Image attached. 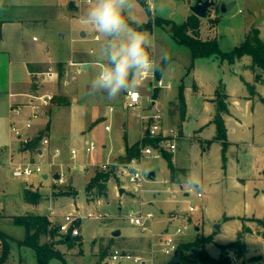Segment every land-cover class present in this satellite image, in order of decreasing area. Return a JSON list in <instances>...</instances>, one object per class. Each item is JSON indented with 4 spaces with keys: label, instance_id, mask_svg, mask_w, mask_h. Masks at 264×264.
I'll return each mask as SVG.
<instances>
[{
    "label": "rangeland",
    "instance_id": "obj_1",
    "mask_svg": "<svg viewBox=\"0 0 264 264\" xmlns=\"http://www.w3.org/2000/svg\"><path fill=\"white\" fill-rule=\"evenodd\" d=\"M74 1L77 4L74 12L79 16L75 29H71L72 21L69 17L61 22L54 19L50 23L53 30L49 34V46L52 53L60 55V58L89 60L90 65L84 69L81 65H76L75 79H72L70 71H67L65 66L63 71L58 68L59 77L54 88L53 100L63 104L72 101L74 95L78 94L77 98H80L85 108H71L69 111L56 109L49 133L52 138H63L65 143H70L69 136L77 138L75 144L78 154L69 165L64 162L63 167L60 156L53 157L52 154H48V159L43 162V172H35L27 177H16L13 175L14 164L11 159L9 160L8 150L16 151L20 141L22 144L26 142L12 131L11 126L9 130L0 117V231L21 240L26 235V229L25 226L15 223L14 216L45 214L50 220L49 233L41 236V242L56 241L55 247L64 253L66 264H115L110 257L114 247L140 253L147 259L145 264H167L175 253L165 255L163 252L165 229L174 232L179 225H187L183 233L176 235V241L181 246L179 252L194 259L193 254L196 255L200 247L198 239L209 235L207 232L213 230L210 234L215 235V241L207 243L206 247L211 255L220 257L219 244L229 243L236 238L241 223L238 215L255 213L264 218V198L261 194H255L257 188H264V71L251 66V55H244L234 62L227 60L222 62L218 56L197 58L191 66L192 56L189 47L170 36L166 26L157 25L152 30H146L145 32L155 39L153 52L158 64L162 63L159 58L161 53L168 54L169 59L166 60L168 65L166 71L164 70L165 74L162 73L166 80L162 75L161 77L165 82L172 84L171 87H158L155 90H148L147 82L138 84L136 88L143 93H150L154 100L159 98L162 89L164 92V97L160 103L158 101L157 106L145 99L146 113H152L160 107L171 126L180 125L184 134L185 129L189 133L190 128L204 124L210 115L216 112L218 93L221 95L229 91L232 94V112L241 119V122L233 116H227V123L232 128L229 137L233 141L228 143L226 150L227 176L223 168L222 143L216 142L204 151L198 141L191 145L182 143L183 134L180 133L178 164L190 168V171L188 168L184 174L177 171L174 182L166 183L164 179L170 178L168 159L146 154L142 165L145 175L144 189L141 191L130 182L120 155L127 144L131 145L140 139L141 109L126 108L125 92H121L113 99H109L106 92L90 94L92 79L97 75L100 66L106 63L102 56L104 38L98 33L100 39H95L97 31L84 23L83 18L89 2ZM195 1L151 0L150 8L148 0H130L126 17L137 25L147 24L155 16L180 25L196 15L191 10V5ZM215 1L216 4L209 9L207 17L198 16L201 38H217L223 51H231L246 39L252 28L257 27L264 40V0ZM223 2L231 5L226 12L221 10ZM43 33L44 30L40 27L34 35L43 39ZM61 33L65 35L61 36ZM187 70L191 71L188 75ZM257 73L262 78L261 82H256ZM182 78L185 79V93L190 111L191 123L187 128L188 122L185 123L189 120L187 105L185 114H182L179 104L172 106L169 103L170 100L177 98ZM194 78L200 85L199 94L195 93L193 87ZM245 78L254 83L258 90L253 101L243 97L247 93L251 94L245 84ZM67 79L69 83H65ZM49 85L51 88L54 87V83ZM64 87L67 88V92L62 91ZM43 91L52 93L46 89ZM206 102H212L214 105ZM110 107L114 109L112 112L109 110ZM40 118L41 116L35 120L31 128L24 129V134H30L31 139H33L31 135L37 133L41 127ZM107 124H110L111 130H106ZM20 126L24 128L23 124ZM82 130L86 131L81 133ZM214 132L215 125L212 124L203 136L211 138ZM200 135V131L194 129L190 140L196 141L195 138ZM90 141L96 143L93 151L87 150V143ZM212 141H207L209 146ZM32 152H34L31 154L32 157L24 160H18L14 154L10 157L13 162L27 160L41 162L42 158L37 156L35 151ZM51 158L56 163L53 168L47 163ZM106 162L119 164H110L107 169H103L101 165ZM84 163L90 165L87 170L82 168ZM55 168L63 170L65 182L53 179L52 170ZM152 170L156 172L154 180L147 177L148 172ZM98 172L109 173L111 176L107 181V192L102 196L98 194L97 187L90 192L87 189L89 180ZM44 173H49V178L44 179ZM189 176L198 179V186L192 188L184 182ZM53 182L57 183L54 188H58L54 197L51 191ZM25 183L28 184V188L34 186L40 190L39 202L26 199L25 194L30 189H26ZM121 188H124L123 193L120 192ZM199 192L201 195H198ZM190 204L194 206L193 210L189 209ZM141 209L144 213L154 212L153 231H143L141 227L129 221V215ZM69 212L84 215L79 225L80 236L73 240L74 245L71 247L68 243L59 242L65 234L60 231V223ZM89 212L107 213L108 216L90 217L87 216ZM255 219L256 217L251 215L243 217L245 225L251 229L256 225ZM217 224L221 225V231H217ZM115 230H120L121 234L114 236ZM10 241L11 253L4 264H37L35 249L19 245L12 239ZM246 243L247 253L243 260L248 264H264V237H257L256 233H252L246 239ZM1 254L0 237V256ZM49 264L63 262L54 257Z\"/></svg>",
    "mask_w": 264,
    "mask_h": 264
},
{
    "label": "crops",
    "instance_id": "obj_2",
    "mask_svg": "<svg viewBox=\"0 0 264 264\" xmlns=\"http://www.w3.org/2000/svg\"><path fill=\"white\" fill-rule=\"evenodd\" d=\"M71 1H74V0H1L2 8L0 10V112H1L0 117L3 119V123L4 122L6 123L5 126H8L9 130H10V123H11V118H12V111H11L12 105L14 104L21 105L23 107L24 116H22L21 118L25 117L31 112V107L27 105V103L29 102L27 93H30V92L42 93V92H45L43 90L46 89L48 91H52V93L55 94L54 88L56 87V81L59 75H57V77L55 78H50L48 75L45 74V72L49 71L50 69H53V70H56V72L58 73L59 72L58 68L62 67V71H63V67L65 66L66 70L70 71L69 73H71L70 75L72 76V79H75V73L77 70L74 67L78 64L82 65V63L84 62H90L89 60H75L73 58H70V60H67V59L60 58L59 57L60 55L52 53L51 47L49 46V41H50L49 34H51L50 32L53 30L52 25L50 23H52L54 19L61 22L63 20H66L67 17H69L70 21H72L70 24L71 29H75L76 27L75 24L78 21L79 16L74 12V9L77 8V4H76V1H74L75 5L72 7L70 5ZM61 26H59V28H61ZM40 27L42 30H44L43 39L37 38V36L34 35V32ZM77 28H78V25H77ZM64 35L65 34L61 33V36H64ZM192 70L193 68L191 69V71ZM191 71L187 70L186 75H188ZM244 81L249 82V80H247L246 78ZM51 83L52 84L54 83V87L52 86V88L49 85ZM65 83H69V80L67 79ZM181 84H184L186 88L184 78H182ZM193 87H194L195 93L199 94L200 85L198 84L196 78H194ZM148 90H150L149 87H148ZM62 91L67 92V88L66 87L62 88ZM64 94L66 95L67 93H64ZM257 94H258V90L256 88L255 94L249 95L247 93L243 97L247 99L248 101L249 100L253 101L254 96ZM228 95L229 96H228L227 101L229 104V112L224 114V119H225V123L227 127V142L230 144L231 142H233L232 140H230V137H229L230 131H232V128H230V126L227 123V116H233L235 119H237L240 122H241V119L232 112V108H231L232 94L229 93L228 91ZM77 96L78 94L74 95V98L72 99V101H68L66 103L63 102V104L56 102V100L55 101L52 100L50 106H48L47 109L45 110V113L41 115V118H40L41 127L39 128V130H37V133H34V135H31L32 138L34 139L36 135L43 132L42 139L43 138L50 139V149L51 150L54 149L55 147L61 148V155H60V157L62 158L61 164H65L64 162H67V165H69L71 163L70 161L75 160V158L77 157L78 149H77V154L75 157H73V155L71 154V149L72 148L76 149L77 147V145L75 144V142L77 141V138L73 136H69L68 138L70 139L69 140L70 143H67V142L65 143L63 138H61L62 140L58 137L52 138L49 133V130H50L53 117L56 113L55 112L56 109L57 111H61L60 109L69 111L71 108L72 109L73 108H76V109L85 108L83 107V103H81L80 98H77ZM185 96H186V93H185ZM163 97H164V92L162 89L160 91L159 98H155V100L153 99L154 104L158 105V101L160 103ZM169 103L172 106L178 104L179 103L178 96L176 99L170 100ZM206 103L214 105V103L212 102H206ZM186 105H187V111H188V117H189V120L185 122V123L188 122L186 124V128H187L188 125L191 123L190 111H189L188 103H187V97H186ZM215 106L217 110V105ZM215 113H212L210 115V118L208 119L209 121L207 120L204 124H199L197 126H193L192 128H190L189 133L185 129L186 133L184 134L182 131L183 128L180 125L176 126L179 129L180 133L184 135V136L182 135L181 137V142L188 143L189 145H191L198 141L201 147L204 148V151H207L216 142L222 143L220 140H214V137L217 134L216 124L212 122ZM66 123L67 125L69 124L68 119L66 120ZM212 124L215 125L214 134L212 135L211 138L204 137L203 136L204 132L207 129H209ZM194 129L199 130L201 135L195 138L196 141H191L190 137L192 136V131ZM85 131L86 130H82L81 133H84ZM210 140H213L212 141L213 143H211V145L209 146L207 141H210ZM88 144L89 142L87 143V146ZM128 145L129 144H127V146ZM126 148L120 154L122 157L126 153ZM42 149L43 147H42V140H41L38 150L35 151L37 153V156L40 157ZM177 150H178V147H177ZM177 150L175 152H166L164 153L162 157H166V154L170 153L172 155L174 165L178 167V169H181L180 172L184 174L187 171L188 167L178 164ZM8 153H9V160L11 159V161H13V159L10 157V155L12 154L17 156L18 160H24V159H28L31 156V154H33L34 152H32V150H29V149H24V145L20 141V143L18 144L17 150L12 151L11 149H9ZM176 154H177V157H176ZM227 161H228V157H227ZM223 168H224L225 175L227 176L228 164H226V167H224V164H223ZM59 170L60 169L58 168H55L52 170L53 179L56 180L55 174L60 173ZM188 170L190 171V168H188ZM44 174H48V178H49V173H44ZM169 180L170 182H174L175 180V174H173L171 170H170ZM63 181L65 182V175H64ZM51 185L53 186L51 191L53 194L52 196L54 197L56 193L58 192V188L57 187L54 188V186H56L57 183L53 182ZM24 186L26 187V189H30L31 191L40 192V190L34 186L28 188L29 186L27 183H25ZM74 194H77V192L76 193L74 192ZM255 194L257 195L261 194L264 198V188H257ZM250 215L255 216L256 218H261L255 213L246 214V215H238V218L240 219L241 223H240V228L236 232L237 235L239 231L243 230V227L245 225L243 217L250 216ZM167 229L168 228H166L165 231H167ZM252 230L254 231L246 232L244 234L245 243H246V239L252 233H256L257 237H264L262 234L259 233V231H262L263 228L257 222H256V225L254 226V229L252 228ZM217 231H221V225H220V229H217ZM211 232H207V234L211 235L210 234ZM214 238H215V235H214ZM209 243H212V242H209ZM221 253H222V250H221ZM246 253H247V243H246V250H245L244 257L240 261H244L243 259L245 258ZM230 255L234 260L235 257L232 251L230 252Z\"/></svg>",
    "mask_w": 264,
    "mask_h": 264
},
{
    "label": "trees",
    "instance_id": "obj_3",
    "mask_svg": "<svg viewBox=\"0 0 264 264\" xmlns=\"http://www.w3.org/2000/svg\"><path fill=\"white\" fill-rule=\"evenodd\" d=\"M2 8V2L0 0V10ZM200 18L197 15H193L189 18L188 22L184 24H176L172 20L164 19L161 17L155 16L150 20L147 24L137 25L134 21L128 19L129 24H131L134 28L140 31L152 30L154 27L162 26L167 27V31L170 36H172L176 41L181 44H184L189 47L191 56H192V65L197 58L203 57H211L218 56L222 62L229 61L234 62L244 55H251L253 68L259 67L264 71V40L261 37L260 29L254 27L251 29L246 39L239 45L235 46L231 51H223L219 45V41L217 38H209L203 39L199 35V27H200ZM61 65V64H60ZM168 65L167 61H162L159 64V70H157V74L160 77L164 70ZM62 69V67H60ZM256 82H261L262 78L259 73L256 74ZM246 86L249 88L251 95L256 93V87L254 83L245 81ZM219 92V91H218ZM228 93H223L219 95L218 93V101H217V110L214 115L212 122L216 124L217 134L214 137V140H220L222 142V158L224 162V167H226L227 161V127L224 119V114L229 112V104H228ZM179 105L178 107L182 111V114H185L186 111V96H185V85L181 84L179 87ZM43 137V132L39 133L31 139L28 143L23 144L24 149L37 151L39 145L41 143ZM147 143L155 144V141L148 139ZM141 141L133 143L132 145H128L126 148L125 156L121 157L123 161L128 160L132 157L140 156V145ZM166 153V151H164ZM166 158L168 159V164L171 172L176 174L177 171L180 172L181 169H177L172 161V155L170 153L166 154ZM109 173H96L90 180L87 188L88 191L93 188H98L99 195H105L107 189V181L110 178ZM41 197L40 192H34L28 190L26 192V199L28 201L39 202ZM14 221L16 224L25 226L26 235L23 239H14L9 235L4 234L0 231V237L2 241V254L0 256V264H4L11 253L12 249V241L17 242L19 245L30 246L36 251L37 255V264H49L51 258L57 257L62 260L63 264H66V258L64 253H62L59 249L55 247L56 241H48L41 242V236L49 233V225L50 220L45 214H22L14 216ZM258 224H260L263 228L262 231H259L260 234L264 236V219L256 218ZM252 229L246 225H244L243 230L238 232V235L234 241H231L226 244H219L222 253L220 257H215L209 253L206 248V244L209 242H214V235H208L205 237H200L198 239L199 249L197 254H193L194 259H190L189 256H184L186 264H248L245 261H240L245 254L246 243L244 241V234L246 232H250ZM78 236H72L70 239H66V235L59 242L68 243L71 247L74 245V239L78 238ZM181 249L179 245L178 250ZM234 253L235 261L230 255V252ZM253 259H258L254 257Z\"/></svg>",
    "mask_w": 264,
    "mask_h": 264
},
{
    "label": "built area",
    "instance_id": "obj_4",
    "mask_svg": "<svg viewBox=\"0 0 264 264\" xmlns=\"http://www.w3.org/2000/svg\"><path fill=\"white\" fill-rule=\"evenodd\" d=\"M89 2V0H87ZM149 3V0H148ZM152 5V2H151ZM95 39H100L98 32L95 35ZM158 64V62H157ZM159 65V64H158ZM50 78L57 77L58 73L56 70L50 69L45 72ZM147 82L150 90H155L158 87H171V84L165 82L162 77H159L157 71L153 74L149 75L146 78H141L139 83ZM29 98L28 106L31 107V112L24 116V109L21 105H12V118H11V129L15 134L20 138L24 139L26 143L31 140L29 135L24 134V129H29L35 123L42 113L44 109L50 105L52 100L54 99V94L51 92H43V93H35L30 92L27 93ZM148 99L153 102L152 96L150 93H143L139 89L135 88L131 91L125 92V106L126 108H139L141 109V113H139V121L141 125V138H140V156H134L128 160L123 161L122 165L127 169V174L129 176L130 182H133L137 189L143 190V180L145 179V175L142 170L143 158L147 154L151 157L161 158L164 155V151L166 152H175L178 147V139L180 137L179 129L176 126H171L169 122L166 120L163 111L160 107L156 108L157 110L152 113L145 112L144 101ZM157 106L156 104H153ZM110 112L114 109L113 107L109 108ZM19 117V118H18ZM23 124L24 128L20 126ZM106 130H111L110 124L105 126ZM24 136V137H23ZM151 139L155 141V144L147 143L146 140ZM43 149L41 151L40 157L42 158L41 162H35L32 160L21 161V162H13L14 169L13 175L16 177L20 176H30L35 172H43V162L46 161L47 155L52 154L53 157H59L61 155V148L55 147L54 149H50V139L43 138L42 139ZM96 148V143L94 141H90L87 150L93 151ZM71 154L73 157L77 154V149L72 148ZM47 163L51 168L56 166V163L53 158L47 160ZM110 164H119L118 162L103 163L101 166L103 169H107ZM94 165V164H92ZM87 163L82 165L83 170L88 168ZM63 167V164H61ZM60 177L59 181L64 180L65 173L60 169L59 170ZM164 181L166 183L170 182L169 178H165ZM198 195H201L199 192ZM189 209L193 210L194 206L192 204L189 205ZM87 216L96 217V218H105L108 216L107 213H98L93 214L89 212ZM154 212L150 211L144 213L141 209L135 213L129 215V221L139 227L143 231H153V221H154ZM84 217L83 213L69 212L65 215L64 221L60 223V231L64 232V235L70 234L72 236L80 235V221ZM187 229V225L178 226L174 232H169V229L164 232L163 239V252L165 255H171L178 250L179 244L176 241V235L183 233L184 230ZM111 261L115 264H145L147 259H145L140 253L133 252L130 250H125L122 248L114 247L112 253L110 255Z\"/></svg>",
    "mask_w": 264,
    "mask_h": 264
},
{
    "label": "clouds",
    "instance_id": "obj_5",
    "mask_svg": "<svg viewBox=\"0 0 264 264\" xmlns=\"http://www.w3.org/2000/svg\"><path fill=\"white\" fill-rule=\"evenodd\" d=\"M149 5L151 8V0ZM129 8L130 0H89L84 23L104 38L102 56L106 61L90 83V94L106 92L109 99L116 98L121 92L135 89L141 78L159 70L153 52L155 39L129 24ZM159 58L169 59L167 52ZM184 182L192 188L199 184L191 176Z\"/></svg>",
    "mask_w": 264,
    "mask_h": 264
},
{
    "label": "water",
    "instance_id": "obj_6",
    "mask_svg": "<svg viewBox=\"0 0 264 264\" xmlns=\"http://www.w3.org/2000/svg\"><path fill=\"white\" fill-rule=\"evenodd\" d=\"M216 4V1L215 0H196L195 3H193L191 5V10L193 11L194 14H196L197 16L199 17H207L208 16V12H209V9L214 6ZM70 5L73 7L75 5L74 1H71ZM231 5L227 2H223L221 4V10L223 12H226L230 9ZM83 34H85L83 32ZM90 65L89 62H84L82 63V69L88 67ZM154 104V101L153 103ZM60 177V174L57 173L55 174V178L58 179ZM147 177L151 180H154L155 177H156V172L154 170L152 171H149L148 174H147ZM43 178L44 179H47L48 178V174H44L43 175ZM120 192L123 193L124 192V188H121L120 189ZM216 228L217 229H220V225H216ZM121 234V231L120 230H115L113 232V235L114 236H119ZM71 235L70 234H67L66 235V239H70ZM167 264H186V261L184 259V254L183 252H179L178 250L175 252V255L173 258H171Z\"/></svg>",
    "mask_w": 264,
    "mask_h": 264
}]
</instances>
